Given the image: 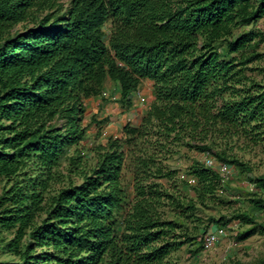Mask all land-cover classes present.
I'll return each mask as SVG.
<instances>
[{
	"label": "trees",
	"instance_id": "trees-1",
	"mask_svg": "<svg viewBox=\"0 0 264 264\" xmlns=\"http://www.w3.org/2000/svg\"><path fill=\"white\" fill-rule=\"evenodd\" d=\"M263 16L264 0H0V234L11 235L0 237V253L12 257L0 264H168L184 244L198 254L210 227L171 239L178 221L162 220V193L154 183L141 184L176 171L162 174L156 166L153 173V156H137V174L145 176L136 178L132 201L121 183L126 149L150 134L187 137L183 144L250 171L205 140L243 133L264 145V84L244 74L259 57L264 32L256 26ZM106 81L115 83L112 99L124 108L145 81L153 99L139 125L126 122L122 138L96 148L88 174L80 152L68 150L87 138L86 101L106 99ZM65 157L82 182L48 195ZM184 175L183 185L202 204L221 184L219 172L200 161ZM248 181L264 190V175ZM249 203L264 210L257 192ZM173 204L181 213L196 209L193 199ZM232 219L250 225L235 242L264 233L249 212ZM209 221L214 228L229 222Z\"/></svg>",
	"mask_w": 264,
	"mask_h": 264
},
{
	"label": "rangeland",
	"instance_id": "rangeland-1",
	"mask_svg": "<svg viewBox=\"0 0 264 264\" xmlns=\"http://www.w3.org/2000/svg\"><path fill=\"white\" fill-rule=\"evenodd\" d=\"M28 25V24H27ZM25 26L20 23L15 27V30H21ZM252 26V25H250ZM250 26L245 27L246 29ZM264 32V16L258 21L257 26ZM256 52L259 54L257 60L248 64L247 69L244 70L246 77L250 80L261 82L264 84V41L257 48ZM248 79H244L245 84L249 83ZM111 82V81H110ZM106 81L105 84H109ZM151 87H147L146 92L140 99L135 98V105L130 108H124L125 112L120 113L118 126L110 123V118L104 115L105 109H102L98 104L97 98L87 99V108L84 113L83 125L87 126V138L80 142L77 147H72L68 150V156L74 155L75 148L83 156L84 171L88 174L91 168L95 165L97 160L98 146H104L109 139L122 138V127L126 122L131 125H139L143 113L141 110L146 109L152 101L147 96L152 94ZM141 94V92H140ZM103 99L107 102L108 109L111 111V106L115 104L112 96ZM100 100V101H103ZM118 103V102H117ZM116 106V105H115ZM144 112V111H143ZM232 134V135H231ZM227 136H222L219 133H211L205 140L206 143L211 144L215 151H224L227 156L236 157L250 168V171L241 172L240 169L232 167L230 179L218 185L212 194H207L204 204L196 201L197 194L193 189H186L182 183L183 174L190 169L192 164L196 161H203L204 154L196 150L194 147H189L183 141L164 140L163 138L150 134L140 142L137 147H127V160L122 173L121 183L127 191L129 198L133 201L135 195V184L137 177L140 180L145 176H139L135 159L137 156L152 155L155 163L151 167V172L154 169L161 168L162 174L175 170L176 173L172 177L151 176L141 181V184H156L161 195V203L157 205V212L162 220H175L176 229L170 238L177 240H184L186 236H198L204 229H213L210 226L209 218H222L229 220L224 227L226 235L220 240L213 250L204 252L200 251L195 256L190 255L188 245L184 244L175 249L167 257L168 264H264V233L258 229L250 235L247 239L241 242H235V235L238 231L248 228L249 224H241L237 220L232 219V216L237 212H249L254 215L257 223L264 225V210L253 211L250 207L249 199L257 192V196L264 199V190H257L248 181V177H257L264 175V145L262 143H253V140L246 137L243 133H231ZM171 139V138H170ZM163 144L164 147H161ZM210 155L220 162L216 157ZM69 158L62 160L59 167V178L51 182L48 190V195H53L72 181L75 184L82 182V176L76 172L69 171ZM78 172V171H77ZM5 181L0 180V193ZM178 197L182 200L193 199L196 202V209L191 212L187 211L181 213L180 208H176L173 202ZM179 213L181 217H178ZM208 229V230H209ZM0 237L8 239L11 237L9 232H2ZM12 257L0 253V260H11Z\"/></svg>",
	"mask_w": 264,
	"mask_h": 264
},
{
	"label": "built area",
	"instance_id": "built-area-1",
	"mask_svg": "<svg viewBox=\"0 0 264 264\" xmlns=\"http://www.w3.org/2000/svg\"><path fill=\"white\" fill-rule=\"evenodd\" d=\"M136 94L139 96L140 92L138 91ZM202 163L206 167L216 169L220 174L222 183H225L230 179L232 167L222 161L216 162V160L208 152L204 154ZM182 177L185 178V175L183 174ZM186 179L190 184L195 182L192 177H187ZM225 235L226 232L223 227H216L204 232L201 239L202 251L208 252L213 250L216 244H218Z\"/></svg>",
	"mask_w": 264,
	"mask_h": 264
},
{
	"label": "crops",
	"instance_id": "crops-1",
	"mask_svg": "<svg viewBox=\"0 0 264 264\" xmlns=\"http://www.w3.org/2000/svg\"><path fill=\"white\" fill-rule=\"evenodd\" d=\"M147 87H151L150 84L148 82H146V81L143 82V84H142V86H141V88L139 90V92H141V94H139V96L136 94L134 96V99L135 98L140 99L142 97L141 95H144V93L146 92ZM115 88H116V86H115L114 82H110L109 84H105L104 90H103V94L105 95V97H108V96L112 95L113 92L115 91ZM147 98L150 101H152L153 94L148 95ZM98 104L101 106L102 109H105L104 115L111 119L110 123H114L116 126H118L117 124H119V121H117V119L115 117L119 118V116H120L119 114L122 113V112H125L124 111L125 109L122 108V107L119 108V106H118L119 103H117V102H115V104L111 106V111L106 110V109H108V106H107V102L105 100H103V101L98 100ZM86 105H87V103H86ZM133 106H136L135 105V100H134ZM144 110H145V108H144ZM144 110H141V113H143Z\"/></svg>",
	"mask_w": 264,
	"mask_h": 264
}]
</instances>
